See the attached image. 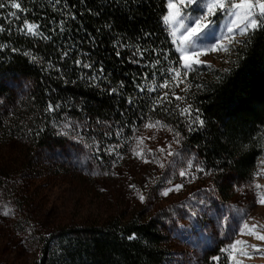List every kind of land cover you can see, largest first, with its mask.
Instances as JSON below:
<instances>
[{
    "label": "trees",
    "instance_id": "obj_1",
    "mask_svg": "<svg viewBox=\"0 0 264 264\" xmlns=\"http://www.w3.org/2000/svg\"><path fill=\"white\" fill-rule=\"evenodd\" d=\"M15 2L19 9L0 0V74L24 78L29 87L20 105L0 110V141L17 135L43 147L54 142L59 124L75 121L108 161L138 128L157 121L208 167L239 175L252 169L264 142V31L247 47L237 45L228 68L199 74L181 66L164 22L167 0ZM49 103L61 107L45 111ZM197 115L203 126L193 123ZM58 239L51 248L45 242L39 264H160L163 257L156 226L136 218ZM218 252L207 250L201 264H216L210 257ZM218 263L227 264L226 257Z\"/></svg>",
    "mask_w": 264,
    "mask_h": 264
},
{
    "label": "rangeland",
    "instance_id": "obj_2",
    "mask_svg": "<svg viewBox=\"0 0 264 264\" xmlns=\"http://www.w3.org/2000/svg\"><path fill=\"white\" fill-rule=\"evenodd\" d=\"M173 2L180 15L164 22L183 70L203 74L228 68L238 45L224 39L234 9L208 13V0L187 7ZM168 3L165 16L172 12ZM253 14L261 18L258 7ZM200 16L211 23L182 53L187 33L176 21L183 17L191 27ZM234 35L242 40L247 34L241 36L234 28ZM0 83V110L20 105L29 82L0 74ZM84 131L80 123L68 121L58 125L54 142L43 147L17 135L0 141V264H39L47 241L51 248L59 245L60 236L134 218L152 222L163 237L160 264H201L203 254L215 246L219 254L210 260L216 264L221 256L227 264H264V142L252 169L239 175L208 167L195 148L162 122L142 125L126 150L108 161ZM77 133L82 141L74 139ZM176 184L182 187L175 189ZM166 189L172 190L164 195Z\"/></svg>",
    "mask_w": 264,
    "mask_h": 264
},
{
    "label": "snow or ice",
    "instance_id": "obj_3",
    "mask_svg": "<svg viewBox=\"0 0 264 264\" xmlns=\"http://www.w3.org/2000/svg\"><path fill=\"white\" fill-rule=\"evenodd\" d=\"M179 3L184 5L185 7H187L188 5H194L197 3V0H179ZM12 6L14 8L19 9L21 7V5L19 3H16L15 0H12ZM0 7H4V5L2 3H0ZM168 7L170 10H172L170 16H165L164 20L167 22L169 21V19H175V17L180 15V10L179 8L176 7V4L173 2V0H169L168 3ZM205 7H207L208 9V13H211L213 11V9H221V10H225L226 7H231L232 9H234V11L232 13H230L231 15H233L235 17V19L232 21L231 25L228 26L227 28V32L229 35H225L224 39L225 40H229L230 43L234 42L235 44L238 45H244L245 47H247L248 45H250L254 38L255 35L257 34L258 31H264V0H255V3H253V0H239V3H231V0H228V4L226 5L225 0H208V2L206 3ZM255 7L259 8V13L261 15V18L258 19L254 14H253V9ZM243 13V14H242ZM25 24L28 25V31L32 32L33 29L36 27L35 25L32 24H28V21L24 22ZM177 24H179L180 26L184 27L185 32L187 33V35H184L182 37V45L180 46L179 50L184 53L187 51V47H185L184 45L187 44L188 41L191 40V38L193 36H196L197 34H199L201 32V30L203 28H207L209 26V24L211 23V20H205L204 16H200L197 17L195 19L194 24L189 27L187 25L184 24V20L183 17H181L179 20L176 21ZM243 25V26H240ZM234 28L235 31L238 32L241 36H245V34H248L246 36L245 39L241 40V39H235V35H234ZM249 29H251L252 31L249 32ZM175 33V27H173V34ZM145 35H148L147 33H145ZM220 41H217V44H219ZM216 45H211L210 49L211 50H215ZM64 55L66 56L67 53H64ZM117 55H119V53H117ZM183 59H185V65L184 67L186 69L191 67V64L189 63L188 57L185 56L183 57ZM33 60H35V57H33ZM75 63L79 64L80 61H76ZM195 63H202V61H195ZM51 66V65H50ZM92 65L90 64H85L84 67H91ZM175 71V69H173ZM102 71V69H101ZM180 73L179 71H177V76H179ZM185 75H187V73H185ZM92 79H95V77H92ZM74 83V81H72ZM122 86V84H121ZM110 92H115L116 89H109ZM177 99H182V97L177 96ZM4 103L3 101H0V104ZM61 107L60 104H52L49 103L45 109V111H55L57 109H59ZM190 109L191 106H187L183 111L184 112H189L190 113ZM198 111V110H197ZM199 123V125L203 126L205 121L203 119H200V117L197 115L196 120L193 121V123ZM73 125H68L65 124V127H70ZM74 127V126H73ZM44 129L41 128L36 135H39L40 132H43ZM188 131L192 132L194 131V129L189 126L188 127ZM180 134L177 133V136H179ZM74 139H80L82 141V138L79 136V134L77 133V135L74 137ZM87 146V145H85ZM229 163H232V161H229ZM189 166H191V161H189ZM197 169L201 172L204 171L203 168H200L197 165ZM214 171H223L222 168H217ZM185 173L183 171H181L180 175L183 176ZM134 187V186H133ZM175 189H179L182 187V185L180 184H176L174 185ZM172 189H166L164 191V195H167L169 191H171ZM211 191H215L214 188L211 189ZM145 199V197L143 195L140 196V200L143 201ZM199 203L201 204H206L207 201L206 200H201ZM193 216L196 215L195 212L192 213ZM225 220L228 219V217H224ZM135 236V234H133L132 236H129L128 239H133ZM260 239L264 240V236H261ZM236 243H240V241H236ZM212 260H216L217 257H211Z\"/></svg>",
    "mask_w": 264,
    "mask_h": 264
}]
</instances>
